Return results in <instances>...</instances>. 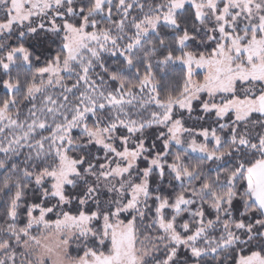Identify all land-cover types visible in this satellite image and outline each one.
I'll return each mask as SVG.
<instances>
[{"label": "snow or ice", "instance_id": "6c2138e0", "mask_svg": "<svg viewBox=\"0 0 264 264\" xmlns=\"http://www.w3.org/2000/svg\"><path fill=\"white\" fill-rule=\"evenodd\" d=\"M0 264H264V0H0Z\"/></svg>", "mask_w": 264, "mask_h": 264}]
</instances>
